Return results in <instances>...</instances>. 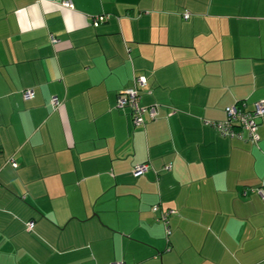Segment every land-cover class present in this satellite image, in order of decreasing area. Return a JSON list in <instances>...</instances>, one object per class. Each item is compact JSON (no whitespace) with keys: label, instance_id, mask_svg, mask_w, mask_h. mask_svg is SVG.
Instances as JSON below:
<instances>
[{"label":"crops","instance_id":"obj_1","mask_svg":"<svg viewBox=\"0 0 264 264\" xmlns=\"http://www.w3.org/2000/svg\"><path fill=\"white\" fill-rule=\"evenodd\" d=\"M61 1L0 0V264H264V115L209 123L264 100V0Z\"/></svg>","mask_w":264,"mask_h":264},{"label":"built area","instance_id":"obj_2","mask_svg":"<svg viewBox=\"0 0 264 264\" xmlns=\"http://www.w3.org/2000/svg\"><path fill=\"white\" fill-rule=\"evenodd\" d=\"M61 5L64 7H71L70 0H62ZM183 17H187V14H183ZM109 18V14L96 15L92 24L97 26L99 23L104 22ZM54 39H52L53 41ZM147 78L144 75L135 76L132 80V84L120 91L117 99V106L121 108H128L129 116L133 126H142L144 124V115L146 114L149 119H154L157 112V105L150 104L142 106L139 103V87L146 85ZM25 99H28L32 95V90L26 89L22 93ZM51 105L56 107L59 104V100L55 97H51ZM226 118L222 121L209 122L221 135L231 138H243V133H246V138L253 143L258 141V134L256 131L257 121L256 119L264 115V100L255 102L251 109H248L246 103L243 101L237 102L232 105H228L224 108ZM15 166L14 161H10ZM148 168L147 163L136 164L132 169L134 176L142 175ZM169 168V165L165 166ZM258 193L264 198V191L258 190ZM153 211H157V205L152 206ZM174 210L160 211L159 220L163 224L164 232L166 236L170 234V228L168 225V216L173 213ZM27 228L32 227V221L26 223ZM109 264H123L122 262H112Z\"/></svg>","mask_w":264,"mask_h":264},{"label":"trees","instance_id":"obj_3","mask_svg":"<svg viewBox=\"0 0 264 264\" xmlns=\"http://www.w3.org/2000/svg\"><path fill=\"white\" fill-rule=\"evenodd\" d=\"M128 114H129V111H128ZM244 137H246V133H243V138H244ZM240 139H242V138H240ZM153 206H154V205H153ZM151 208H152V207H151ZM172 209H173V208H166V209H164V210H163V209H162V210H161V209L159 210L158 205H157V211H156V212L158 213V212H160V211H167V210H172ZM173 210H174V209H173ZM158 218H159V217H158Z\"/></svg>","mask_w":264,"mask_h":264}]
</instances>
